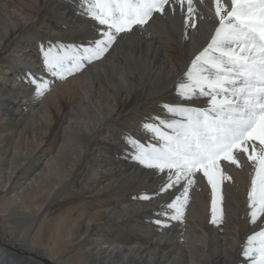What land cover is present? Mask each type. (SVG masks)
I'll list each match as a JSON object with an SVG mask.
<instances>
[{
    "label": "bare ground",
    "instance_id": "obj_1",
    "mask_svg": "<svg viewBox=\"0 0 264 264\" xmlns=\"http://www.w3.org/2000/svg\"><path fill=\"white\" fill-rule=\"evenodd\" d=\"M193 7L196 27L185 24L186 4L154 14L60 80L40 45L82 49L101 38L85 0H0V264H251L242 252L264 219L249 221L246 156L239 168L223 165L231 180L221 184V222L211 223L202 174L182 220H171L167 204L182 184L156 195L165 174L133 161L125 141L152 143L142 123L182 102L175 86L218 24L213 0ZM33 78L48 82L43 96ZM184 103L207 106L206 98Z\"/></svg>",
    "mask_w": 264,
    "mask_h": 264
},
{
    "label": "snow or ice",
    "instance_id": "obj_2",
    "mask_svg": "<svg viewBox=\"0 0 264 264\" xmlns=\"http://www.w3.org/2000/svg\"><path fill=\"white\" fill-rule=\"evenodd\" d=\"M85 15L104 26L101 38L78 49L72 45H40L43 65L52 76L65 80L82 71L85 62L104 58L121 34L144 28L154 14L187 5L185 24L191 19L193 0H85ZM218 24L210 41L195 57L177 82L179 103H164L165 116L150 117L142 128L152 143L133 136L125 141L132 149L131 159L146 169L165 174L158 193L182 184V195L167 208L171 220H182L188 193L202 174L211 188V223L222 220L221 184L231 180L225 163L241 166L240 155L251 162L254 175L247 193L248 216L255 225L264 219V0H213ZM202 18V17H201ZM34 94L43 96L46 81L30 79ZM206 98V107L185 101ZM170 117V118H165ZM150 200L143 194L137 197ZM168 215V213H163ZM156 223L167 227L161 220ZM243 256L251 264H264V227L247 238Z\"/></svg>",
    "mask_w": 264,
    "mask_h": 264
}]
</instances>
